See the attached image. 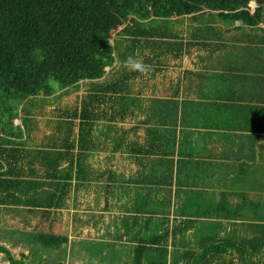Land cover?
<instances>
[{"label": "crops", "instance_id": "crops-1", "mask_svg": "<svg viewBox=\"0 0 264 264\" xmlns=\"http://www.w3.org/2000/svg\"><path fill=\"white\" fill-rule=\"evenodd\" d=\"M218 28L222 37L216 43L193 48L203 51L197 67L185 65L182 59L166 60L155 65L162 66L157 72L132 75L131 92L117 95L115 103H101V119L86 145L85 168L71 173L63 207L46 216L42 208L31 212L30 207L13 202L0 204V246L15 258L29 256L33 264H134L139 245L154 250L157 246L151 243L166 237L167 264H186L190 245L202 252L197 243L201 237L215 239L216 244L245 243L250 249L258 240L261 251L230 250L216 255V264L219 259L245 264L243 258L264 264V24L259 30ZM231 34L238 35L232 39ZM174 75L180 76L177 90L172 89ZM144 76L150 79L148 88ZM194 77L196 95L189 89ZM208 98L216 103L215 126L188 121L189 107L209 102ZM174 100L186 120L177 126L175 155L171 139L161 145L154 134L158 129L167 138L173 125L150 118L161 107L169 114ZM184 132L192 133L190 142ZM62 145L60 139L56 150ZM66 166L64 160L60 175ZM177 178L183 186L176 185ZM187 181L192 185L187 186ZM214 210L216 216L206 215ZM189 211L203 213V218H192ZM50 225L68 236V242L45 248L23 235L36 226ZM150 256L147 252L143 264ZM0 264H11L1 252Z\"/></svg>", "mask_w": 264, "mask_h": 264}, {"label": "trees", "instance_id": "trees-1", "mask_svg": "<svg viewBox=\"0 0 264 264\" xmlns=\"http://www.w3.org/2000/svg\"><path fill=\"white\" fill-rule=\"evenodd\" d=\"M253 2L257 5L254 10ZM187 20L191 22L180 32L177 26ZM218 21L227 28L262 29L264 0H0V204L13 202L30 207L31 212L42 208L45 210L40 212L46 216L62 208L71 187V173L85 168L86 145L94 124L101 119L99 105L109 100L115 103L117 95L131 92L132 75L137 78L157 72L162 69L157 64L181 59L195 47H211L216 38L222 37L218 30L221 25H215ZM135 62L144 67L130 70ZM87 82L90 92L66 122L63 149L30 147L33 102L43 99L45 106L48 98L78 91ZM208 99L189 107L191 114L186 119L199 126H215L216 103ZM175 105L176 101L170 102L167 115V108L161 107L150 117L173 125L167 138L164 132L154 131L161 145L164 139L167 144L171 139L173 155L177 126L186 122ZM18 119H22L21 125L16 124ZM64 160L65 174L60 175ZM189 215L200 217L198 212ZM206 215L216 216V210ZM59 232L57 226H36L23 235L35 244L57 248L68 242V236ZM165 238L158 237L151 243L157 246L154 250L139 245L134 264H143L147 252L152 254L148 264H167ZM250 245L251 249L245 243L205 240L200 253L190 245L186 264H216V255L230 250L262 249L258 240ZM0 252L11 264H33L24 254L15 258L7 247L0 246ZM242 260L245 264H262L260 260ZM218 261L234 264L232 259Z\"/></svg>", "mask_w": 264, "mask_h": 264}, {"label": "rangeland", "instance_id": "rangeland-1", "mask_svg": "<svg viewBox=\"0 0 264 264\" xmlns=\"http://www.w3.org/2000/svg\"><path fill=\"white\" fill-rule=\"evenodd\" d=\"M252 10H254L256 8L257 5H255L254 3H252ZM191 21L187 20L185 22H183V24L178 25L177 29L180 32H184V30L187 28V25L190 23ZM221 25V27L223 26L222 23L215 22V25ZM185 35V34H184ZM238 34H231L229 35L230 38L234 39V37H237ZM227 36V35H226ZM114 40H116L118 37L116 36V32H114L113 34ZM240 37V36H239ZM113 40V41H114ZM203 53V51H199V50H194L192 51L191 54L185 55L183 56L181 59L184 60L185 65L187 66H191L192 68L197 67V65L194 66L195 62L197 60H199V54ZM213 58V57H212ZM211 58V59H212ZM130 70H133V66L135 65H130ZM129 70V72H130ZM123 72V70H122ZM118 73H121V69L118 70ZM147 77L144 79V83L145 84V88H148L149 86V81L150 79L148 78V76H144ZM180 80V76L178 75H174V79H173V86L172 89L173 90H177L178 87L180 88V86H178V82ZM194 81V83H190L189 82V89L190 94H195V91H197L198 89V79L197 78H192L191 81ZM133 81V78H132ZM160 82H162V80H159ZM165 84L168 83V80L166 78V80L164 81ZM154 83V82H153ZM132 84V82H131ZM139 84V82L137 83ZM90 89V85L89 83H84L82 85V87L80 88V90L78 91H74L68 95H55L51 98L47 99V105L43 106L42 102L43 99H40L38 101H34L33 102V113L31 115L32 118V132L29 134V143L30 145H35V146H40L43 144L48 145V148H53L55 149V146L60 142V139L62 140V137L64 134L67 133L68 130V126H67V121L70 119V117H72V114L79 110L82 99L86 96V92L89 91ZM177 105V102H176ZM129 118V117H128ZM133 121L132 119H130L128 122ZM78 123V121H76ZM16 124L21 125L22 124V119H18L16 120ZM75 130L77 132L78 127H75ZM181 133V131H180ZM178 134V132H177ZM185 134V139H190L189 137L192 136V133L190 132H184ZM184 137L183 134H181L179 136V140H181ZM177 142V139H176ZM190 142V140H189ZM182 179H176L175 183L177 186H183L180 182ZM174 181V180H173ZM191 182H195L196 180H190ZM192 184L190 182L187 181V186H191ZM205 185V184H204ZM190 213V211H189ZM200 217L199 218H203V213H199ZM12 228H17L16 226H11ZM9 227V228H11ZM20 229H23L24 226L21 224ZM204 238L201 237V241L197 242L199 246H201V242H203ZM5 247V246H4ZM46 248V247H45Z\"/></svg>", "mask_w": 264, "mask_h": 264}, {"label": "clouds", "instance_id": "clouds-1", "mask_svg": "<svg viewBox=\"0 0 264 264\" xmlns=\"http://www.w3.org/2000/svg\"><path fill=\"white\" fill-rule=\"evenodd\" d=\"M129 59L131 60L132 58L130 57ZM135 67L142 69L144 66L140 62H135Z\"/></svg>", "mask_w": 264, "mask_h": 264}, {"label": "water", "instance_id": "water-1", "mask_svg": "<svg viewBox=\"0 0 264 264\" xmlns=\"http://www.w3.org/2000/svg\"><path fill=\"white\" fill-rule=\"evenodd\" d=\"M255 4V3H254Z\"/></svg>", "mask_w": 264, "mask_h": 264}]
</instances>
